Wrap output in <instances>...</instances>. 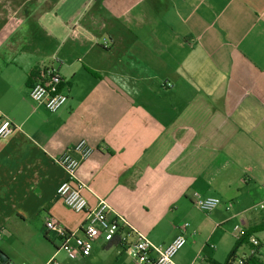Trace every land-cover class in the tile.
Returning a JSON list of instances; mask_svg holds the SVG:
<instances>
[{"label":"crops","instance_id":"0c3cea01","mask_svg":"<svg viewBox=\"0 0 264 264\" xmlns=\"http://www.w3.org/2000/svg\"><path fill=\"white\" fill-rule=\"evenodd\" d=\"M42 64L64 79L57 113L30 99ZM3 119L0 264H141L102 240L71 259L46 228L52 216L82 237L56 162L81 140L89 209L106 200L163 247L189 223L176 264H226L214 234L240 225L243 256L258 239L264 264V0H22L0 13ZM195 192L221 205L204 213Z\"/></svg>","mask_w":264,"mask_h":264},{"label":"built area","instance_id":"2783aa9c","mask_svg":"<svg viewBox=\"0 0 264 264\" xmlns=\"http://www.w3.org/2000/svg\"><path fill=\"white\" fill-rule=\"evenodd\" d=\"M64 79L54 65L42 64L38 69V79L30 90V99L42 105L51 113H57L67 103L69 96L63 92ZM13 131L11 121L3 119L0 122V139L8 137ZM95 148L86 140H81L75 146L64 150L57 159L67 175V179L57 190L58 197L65 206L75 213H86L87 219L81 229L82 237L77 231H68L58 220L49 216L46 228L56 234L61 242L60 250L66 252L71 259H81L91 255L97 241L117 242L125 248L141 264H176L175 257L187 245L186 230L189 223H184L179 234L167 246H157L138 232L125 218L113 214L106 200H100L97 207L89 209V202L84 195L86 185L79 179L78 170L94 153ZM195 204L204 213H211L221 205L217 197L203 198L199 193L193 194ZM235 236L243 238L247 231L240 225L234 228ZM74 241L72 245L70 242ZM261 242L252 240L250 254L234 257L228 264H251L250 259L259 253ZM50 264H59L55 258ZM210 264V263H205Z\"/></svg>","mask_w":264,"mask_h":264},{"label":"rangeland","instance_id":"374dc122","mask_svg":"<svg viewBox=\"0 0 264 264\" xmlns=\"http://www.w3.org/2000/svg\"><path fill=\"white\" fill-rule=\"evenodd\" d=\"M21 2H22V0H0V11H1L0 13L8 12V10L11 7L15 8V7L19 6ZM5 16L6 15L4 14L1 17H5ZM233 227H234V225H232V227H231L228 223H225L220 228H217V230L214 234V239L217 240V242L220 241L221 239H223L224 242L228 241V244L221 242V246L217 245V247H219V248H217V251H223V250H225V248L229 249V247H231L230 251L228 250V252H227L228 256L235 249L237 241H238V238L235 236V234L233 232ZM243 249L244 248L239 247V249L237 250L238 253L236 252V255H238V257L243 256V254H244ZM63 252H65V251H63ZM225 261L223 262V264H225Z\"/></svg>","mask_w":264,"mask_h":264},{"label":"trees","instance_id":"16d2710c","mask_svg":"<svg viewBox=\"0 0 264 264\" xmlns=\"http://www.w3.org/2000/svg\"><path fill=\"white\" fill-rule=\"evenodd\" d=\"M251 235H252L251 232L248 231V232H247V235H246L245 237H243V238H239V239H238L237 244H236V247H235V249L232 251V253L229 255L226 264H228V262H229L230 260H232V259L235 257L236 252H237V250L239 249V247H241V246L243 245V243H245L246 241H248V240L250 239ZM208 263H209V262H208ZM250 263H251V264H258V262H257V261L255 260V258H253V257L250 259ZM210 264H216V263H210Z\"/></svg>","mask_w":264,"mask_h":264}]
</instances>
